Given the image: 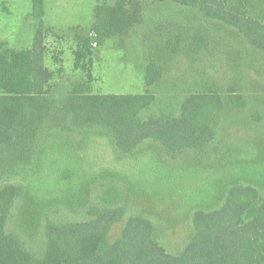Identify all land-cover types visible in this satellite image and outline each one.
<instances>
[{
  "label": "rangeland",
  "instance_id": "1",
  "mask_svg": "<svg viewBox=\"0 0 264 264\" xmlns=\"http://www.w3.org/2000/svg\"><path fill=\"white\" fill-rule=\"evenodd\" d=\"M143 2L127 0L124 15H118L123 23L102 39L95 27L97 8L114 7L117 0L44 1L55 112L84 83L93 93H143L148 62L162 67L166 61L165 74L152 88L157 99L149 112L178 113L191 93L214 89L225 101L213 119L217 135L177 154L150 141L123 152L104 130L78 127L71 115L61 122L52 116L31 164L0 169V185L25 187L8 229L38 255L44 251V224L50 218L87 221L94 218V208L124 206L127 216L114 225L111 240L129 216H145L167 250L181 253L195 235L194 212L223 206L234 185L254 186L264 201V52L250 46L238 30L206 19L196 9L171 1ZM248 6L264 22V0H251ZM33 8L32 0H0V43L16 49L32 46L39 24ZM91 36L87 71L76 65L75 51ZM169 37L181 42L179 52L168 56L162 46ZM233 95L245 104L234 105Z\"/></svg>",
  "mask_w": 264,
  "mask_h": 264
},
{
  "label": "trees",
  "instance_id": "2",
  "mask_svg": "<svg viewBox=\"0 0 264 264\" xmlns=\"http://www.w3.org/2000/svg\"><path fill=\"white\" fill-rule=\"evenodd\" d=\"M140 1H171L196 9L204 18L238 30L250 46L264 52V22L251 14L248 6L251 0H132V3ZM32 2L33 14L39 21L32 46L16 49L0 43V169L30 165L41 132L55 114L56 121L71 115L78 127L104 130L123 152L153 141L177 154L215 139L213 119L224 109L225 101L214 89L191 93L178 113L149 112L157 99L152 88L165 74L166 61L162 67L153 60L148 62L147 90L143 93H93L88 83H84L83 89L74 88L55 112L54 73L46 64L44 0ZM126 2L117 0L114 7L97 8V36L104 39L114 35L112 28L123 23L118 15H124ZM180 42L178 37H169L162 52L168 56L178 53ZM93 44L91 36L81 49H76L79 68L88 71L86 64L92 61ZM240 98L233 95L231 102L243 106L244 101L236 100ZM24 191V185L15 182L0 185V264H264V201L260 202V192L252 185L231 187L220 208L196 210L195 235L181 253L167 250L156 236L154 222L145 216H129L119 236L111 240L114 225L128 213L126 207L118 206L94 208V218L87 221L47 219L44 251L38 255L17 232L8 229L14 205ZM258 203L254 215L246 218Z\"/></svg>",
  "mask_w": 264,
  "mask_h": 264
},
{
  "label": "crops",
  "instance_id": "3",
  "mask_svg": "<svg viewBox=\"0 0 264 264\" xmlns=\"http://www.w3.org/2000/svg\"><path fill=\"white\" fill-rule=\"evenodd\" d=\"M44 1H45V0H44ZM96 18H97V17H96ZM216 135H217V134H216ZM147 142H149V141H147ZM150 142H153V141H150ZM145 143H146V142H145ZM154 143H155V142H154ZM143 144H144V143H143ZM143 144H142V145H143ZM156 144H157V143H156ZM158 145H159V144H158ZM159 146H160V145H159ZM139 147H140V146H139Z\"/></svg>",
  "mask_w": 264,
  "mask_h": 264
}]
</instances>
